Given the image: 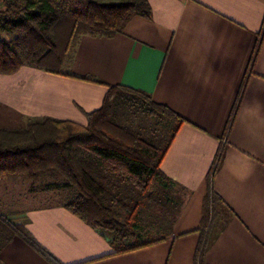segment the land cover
<instances>
[{
    "label": "crops",
    "instance_id": "crops-1",
    "mask_svg": "<svg viewBox=\"0 0 264 264\" xmlns=\"http://www.w3.org/2000/svg\"><path fill=\"white\" fill-rule=\"evenodd\" d=\"M148 1L151 15L134 14L122 31L78 37L65 68L75 76L30 65L0 73V128H22L37 116L85 125L87 113L101 107L106 84L147 92L186 119L160 163L185 192L171 233L116 252L62 202L15 208L2 195L0 213L24 225L62 264H195L207 230V179L223 147L204 262L264 264V0ZM0 264L53 263L14 236Z\"/></svg>",
    "mask_w": 264,
    "mask_h": 264
},
{
    "label": "trees",
    "instance_id": "trees-1",
    "mask_svg": "<svg viewBox=\"0 0 264 264\" xmlns=\"http://www.w3.org/2000/svg\"><path fill=\"white\" fill-rule=\"evenodd\" d=\"M134 14L151 15L148 0H0V73L9 74L23 65L54 73H66L81 34L111 36L122 31ZM264 32V20L262 22ZM2 34H10L5 38ZM64 71V72H63ZM106 84L98 78H87ZM100 108L87 113V123L49 116L28 118L22 128H0V178L24 175L36 181L52 171L63 178L60 187L72 189L62 205L91 227L102 232L116 252L153 244L162 238L144 241L137 232L139 210L149 198L152 184L173 183L160 168L161 160L179 126L186 121L165 104L139 89L109 85ZM137 106L145 115L173 123L162 149L154 147L139 131L118 120L119 109ZM233 115H230L229 128ZM224 148L208 175V194L203 214L202 237L194 261L205 264L209 230V201L217 196L212 178ZM132 185L138 198L127 201L122 189ZM213 203V202H212ZM213 207V204H211ZM14 236L24 239L53 264H62L40 244L28 229L0 213V251Z\"/></svg>",
    "mask_w": 264,
    "mask_h": 264
},
{
    "label": "rangeland",
    "instance_id": "rangeland-1",
    "mask_svg": "<svg viewBox=\"0 0 264 264\" xmlns=\"http://www.w3.org/2000/svg\"><path fill=\"white\" fill-rule=\"evenodd\" d=\"M9 38L10 34H2ZM118 120L139 131L157 149L167 143L173 123L154 115H145L137 106L125 105L119 109ZM63 178L52 171L44 172L36 181L24 175H5L0 180V196L13 199L14 207L26 204L63 202L72 194V189L60 187ZM127 201H134L138 191L132 185L122 189ZM150 197L142 202L139 210L141 239L148 241L171 233L177 219L182 215L185 192L175 184L151 185ZM213 212V210H212Z\"/></svg>",
    "mask_w": 264,
    "mask_h": 264
}]
</instances>
